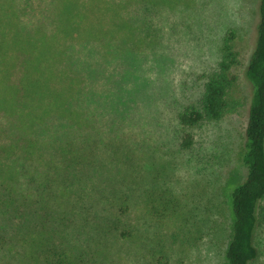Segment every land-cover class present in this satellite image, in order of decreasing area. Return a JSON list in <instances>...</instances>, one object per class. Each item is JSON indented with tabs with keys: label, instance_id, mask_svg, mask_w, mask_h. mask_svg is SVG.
<instances>
[{
	"label": "trees",
	"instance_id": "16d2710c",
	"mask_svg": "<svg viewBox=\"0 0 264 264\" xmlns=\"http://www.w3.org/2000/svg\"><path fill=\"white\" fill-rule=\"evenodd\" d=\"M113 3L0 0V264H111V247L144 246L148 238L140 233L148 234L152 223L153 234L168 227L170 247L196 240L188 195L175 191L164 165L140 157L123 115L120 122L103 116V89L89 82L92 73H126L128 62L147 61L165 48L151 19L166 20L172 0H118L111 9ZM128 5L135 25L122 17ZM245 48L236 28L225 30L215 64L196 75L199 96L174 114L176 153L210 192L215 235L223 231L216 189L231 146L201 133L240 107ZM243 76L252 88L242 155L246 176L230 193L226 264H257L262 255L255 238L264 220V0H258ZM136 198L143 222L134 221ZM157 255L155 262L166 264L161 249Z\"/></svg>",
	"mask_w": 264,
	"mask_h": 264
},
{
	"label": "rangeland",
	"instance_id": "374dc122",
	"mask_svg": "<svg viewBox=\"0 0 264 264\" xmlns=\"http://www.w3.org/2000/svg\"><path fill=\"white\" fill-rule=\"evenodd\" d=\"M117 1L114 0L111 9L118 7ZM129 8L128 5L122 17L135 25L138 20L126 14ZM63 10L66 11L64 4L61 6ZM158 17L160 19H151V25L165 48L151 53L147 61L128 62L126 73L115 75L106 71L100 77L92 73L89 82L103 89L105 100L101 102L107 106L103 116L118 120V116L123 115V128L131 130L130 135L140 157L145 155L151 157L156 165H164L165 170L172 174L171 185L175 191L182 196L188 195L187 205L191 210L188 224L194 228L196 240L186 248L170 247L168 227L157 228V233L153 234L156 226L152 223L148 234L140 233L148 238L143 239L144 246H139L140 242L113 245L111 264H157L158 249L166 254V264H226L225 251L232 221L230 193L246 176L242 155L252 88L243 76V67L255 41L258 0H172L166 20ZM229 27L238 30L246 46L242 66L238 70L242 102L233 115L201 133L204 139L214 134L226 138L231 146V156L220 172L216 189V201L225 213L223 231L215 235L211 229V219L215 216L214 209L210 208V192L204 193V182L186 170L183 157L176 153L174 114L181 105L199 96L201 83L196 81V75L215 64L220 39ZM120 38H123L124 48L130 46L126 33H121ZM93 63L91 59L90 64ZM137 200L133 207L136 222L141 218ZM261 205L264 208V200ZM208 216L210 221H206ZM142 218L140 222H143ZM262 222L255 238L262 251L257 264H264L263 219Z\"/></svg>",
	"mask_w": 264,
	"mask_h": 264
}]
</instances>
